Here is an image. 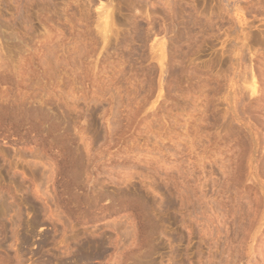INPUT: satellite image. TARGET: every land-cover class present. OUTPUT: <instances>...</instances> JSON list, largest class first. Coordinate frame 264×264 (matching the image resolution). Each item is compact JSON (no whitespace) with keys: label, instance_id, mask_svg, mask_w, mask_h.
<instances>
[{"label":"rangeland","instance_id":"obj_1","mask_svg":"<svg viewBox=\"0 0 264 264\" xmlns=\"http://www.w3.org/2000/svg\"><path fill=\"white\" fill-rule=\"evenodd\" d=\"M165 1L0 0V264H264V0Z\"/></svg>","mask_w":264,"mask_h":264},{"label":"bare ground","instance_id":"obj_2","mask_svg":"<svg viewBox=\"0 0 264 264\" xmlns=\"http://www.w3.org/2000/svg\"><path fill=\"white\" fill-rule=\"evenodd\" d=\"M166 1H167V0H166ZM166 1H165V2H166ZM169 2H170V1H169ZM193 2H194V1H193ZM196 18H197V17H196ZM193 20H194V23H195V22H196V21H195L196 19L194 18ZM107 21H108V20H107ZM195 25H196V23H195ZM156 42H158V41H156ZM163 52H164V51L162 50V53H163ZM164 54H165V53H164ZM162 55H163V54H162ZM162 57H163V56H162ZM163 58H164V57H163ZM72 169H74V168H72ZM73 171H74V170H73ZM1 198H3V197L1 196ZM3 199H4V198H3ZM3 199H0V203H2L1 201H2ZM3 203H4V201H3ZM3 203H2V206L5 207L6 210H7V212L10 213V211L8 210V207L10 208V206H4ZM2 206L0 205V208H1ZM3 207L1 208V211H2V209H3L4 211H2V213H6V210H5V208H3ZM1 211H0V212H1ZM9 213H8V214H9ZM0 215H1V216H4V214L2 215L1 213H0ZM1 216H0V217H1ZM5 218H6V216H5ZM17 218H20V217L17 215ZM3 219H4V218H3ZM3 219H2V217H1V219H0V220H1V223H3V222H2ZM18 221H19V219H18ZM18 221H16V222L19 224ZM20 221H21V220H20ZM32 222H33V220H32ZM1 223H0V224H1ZM13 223H14V222H13ZM23 223L26 225L25 222H23ZM29 223H30V222H29ZM151 223H152V222H151ZM18 224H15V225L18 226ZM20 224H21V223H20ZM24 224H21V226H23ZM2 225H4V224H2ZM27 225H28V224H27ZM4 226H5V225H4ZM21 226H20V227H21ZM28 226H29V225H28ZM31 226H32V225L30 224V228H32ZM0 227H2V226H0ZM13 227H14V225H13ZM149 227H150V226H149ZM2 228H3V227H2ZM8 228H9V227H8ZM24 228H25V226H24ZM4 229H5V228H3V231H4ZM14 229H15V228H14ZM16 229H17V228H16ZM18 229H19V228H18ZM149 229H150V228H149ZM19 230H20V229H19ZM22 230H23V229H22ZM24 230H25V229H24ZM24 230H23V231H24ZM26 231H28V230H26ZM30 231H31V229H30ZM152 232H153V231H152ZM17 233H18V232H17ZM23 233H24V232H23ZM26 233L28 234V232H25L24 235H26ZM31 233H32V232H31ZM31 233H30V234H31ZM24 235L21 234V236H24ZM28 235H29V234H28ZM24 237H26V236H24ZM27 239H28V238L26 237V240H27ZM26 240H25V241H26ZM25 241H24V243H26ZM28 241H29V240H28ZM90 241H91V240H90ZM88 242H89V241H85L84 243H88ZM91 242H93V241H91ZM84 243H83V244H84ZM93 243H95V242H93ZM88 244H90V243H88ZM88 244H87V245H88ZM91 244H92V243H91ZM91 244H90V245H91ZM96 244H97V243H95V245H96ZM85 245H86V244H85ZM95 245H93V246H95ZM98 245H100V244H98ZM98 245H96V246H98ZM79 246H80V245H79ZM81 246H83V245L81 244ZM83 247H84V250L86 251L85 246H83ZM87 247H88V246H86V248H87ZM89 247H90V246H89ZM89 247H88L87 250H89ZM91 247H92V245H91ZM147 247H148V246H147ZM78 248H80V247H78ZM145 248H146V247H145ZM91 249H92V248H91ZM97 249H98V248H97ZM78 250H79V249H78ZM79 252H81V248H80V251H79ZM83 252H84V251H83ZM144 252H145V251H144ZM95 253H96V252H95ZM78 254H79V253H78ZM80 254H82V252H81ZM85 254H86V252H85ZM85 254H84V255H85ZM82 255H83V254H82ZM82 255H81V256H82ZM84 255H83V256H84ZM88 255H89V254H88ZM79 256H80V255H79ZM79 256H78V258H77V257H76V258L79 259V258H80ZM84 257H85V256H84ZM84 257H83V258H84ZM81 258H82V257H81ZM81 258H80V259H81ZM85 258H86V257H85ZM80 259H79V260H80Z\"/></svg>","mask_w":264,"mask_h":264}]
</instances>
